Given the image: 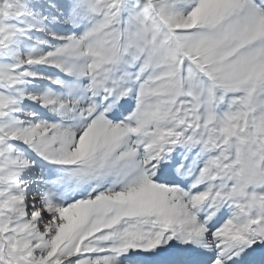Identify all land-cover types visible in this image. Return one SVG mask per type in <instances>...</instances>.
I'll use <instances>...</instances> for the list:
<instances>
[{
  "label": "snow or ice",
  "instance_id": "obj_1",
  "mask_svg": "<svg viewBox=\"0 0 264 264\" xmlns=\"http://www.w3.org/2000/svg\"><path fill=\"white\" fill-rule=\"evenodd\" d=\"M0 264H264V0H0Z\"/></svg>",
  "mask_w": 264,
  "mask_h": 264
}]
</instances>
